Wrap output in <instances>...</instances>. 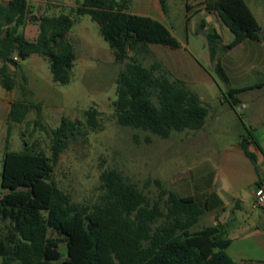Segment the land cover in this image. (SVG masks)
Listing matches in <instances>:
<instances>
[{
	"label": "trees",
	"instance_id": "trees-1",
	"mask_svg": "<svg viewBox=\"0 0 264 264\" xmlns=\"http://www.w3.org/2000/svg\"><path fill=\"white\" fill-rule=\"evenodd\" d=\"M131 1L82 0L75 8L78 16L87 15L97 24L114 62L124 64L115 80V122L161 139L201 130L208 107L199 96L183 81L172 78L158 61L145 67L139 60L150 54L149 45L178 49V40L161 22L129 12ZM166 1L158 0L163 14ZM185 10L187 23L200 10L217 15L234 36L222 46L224 51L245 40H261L260 26L245 0H186ZM33 19L38 34L31 42L19 30ZM72 26L73 20L65 14L33 16L27 0L0 1V86L6 92L13 91L17 86L13 71L18 69L17 58L31 55L48 60L54 83L68 84L76 55L65 37ZM204 27L201 24L199 29ZM209 37L219 39L216 32ZM210 59L214 62V55ZM215 71L228 81L218 62ZM26 84L23 77V96L29 93ZM263 86L229 88L225 102L234 109L240 93ZM31 108L36 109L39 119V105L19 100L11 103L6 119L0 180L6 193L0 198V221L7 225L0 232V264H240L224 252L230 244L224 225L215 221L191 231L207 211V204L194 196L168 191L159 180L154 181L158 198L151 202L120 172L105 170L100 175L101 194L96 201L90 207L72 203L50 175L71 142L99 130L100 113L90 107L83 114V122L63 117L51 131L48 156L25 142L23 150L10 151L11 124L22 123ZM253 143L251 136H241L239 141L243 154L254 164L255 156L249 150Z\"/></svg>",
	"mask_w": 264,
	"mask_h": 264
},
{
	"label": "rangeland",
	"instance_id": "rangeland-1",
	"mask_svg": "<svg viewBox=\"0 0 264 264\" xmlns=\"http://www.w3.org/2000/svg\"><path fill=\"white\" fill-rule=\"evenodd\" d=\"M80 2L82 0L29 1L35 17L65 14L73 20L65 40L73 47L76 57L71 81L65 85L52 81L45 57L17 58L18 69L13 70L17 86L11 91V100L36 104L41 110L39 119L36 109L31 108L22 123L11 124L8 149L21 151L25 142L27 147L48 156L51 131L59 126L60 120L66 117L83 122L84 112L95 107L100 113L101 127L71 142L59 155L50 175V180L72 203L90 207L101 194L100 175L105 170L120 172L151 202L158 198L154 181L159 180L166 190L179 196H194L199 203L207 204V211L191 231L216 222L222 224L225 238L230 241L224 250L228 256L240 264H264V208L253 205L257 186L253 168L258 166L260 178L264 177V157L255 149L252 150L254 164L243 157L242 160L234 157L230 164L223 156L225 151L237 147L240 135L247 139L251 136L264 155V87L239 95L245 105H249L247 108L241 109L239 105L230 109L225 102L229 88L264 80V0H245L260 26L261 40H245L228 51L222 46L234 36L215 13L200 10L187 23L183 18L185 8L181 11L177 5L170 7L168 29L179 42L186 44L184 55L202 66L206 73L203 83L187 87L208 107V115L201 130L173 133L166 139L115 122L112 106L116 99L115 80L124 64L114 62L97 24L87 15L75 13ZM129 12L147 13L153 18L159 13L164 17L158 0H132ZM35 21L19 30L31 42L38 34ZM201 21L205 28L197 29ZM213 32L219 39L209 37ZM148 49L150 54L139 58L145 67L160 59L157 49L168 48L149 45ZM211 55H214V63L208 60ZM216 62L227 72V82L215 71ZM23 77L29 91L26 96L20 90ZM8 95L0 86V103ZM2 117L0 109V180L7 137V122L4 124ZM4 193L6 190L0 186V198ZM5 225L7 222L0 221V232ZM60 251L65 254L63 244Z\"/></svg>",
	"mask_w": 264,
	"mask_h": 264
},
{
	"label": "crops",
	"instance_id": "crops-1",
	"mask_svg": "<svg viewBox=\"0 0 264 264\" xmlns=\"http://www.w3.org/2000/svg\"><path fill=\"white\" fill-rule=\"evenodd\" d=\"M0 1H7V0H0ZM27 1L29 2L30 0H27ZM185 1L186 0H167L166 1V13L165 14L162 13L164 16L163 18L160 17L159 13L157 16H154L157 18H153L152 16H150L147 13L142 14V16L151 17V18L161 22L168 29V27H167L168 26V19H169L168 12L170 10V7L173 5H177L178 8L181 9V11H182V9L185 8ZM169 3L171 4L170 6H169ZM185 14H186V12L184 13V17H183L184 20H185ZM201 24L204 25V23L201 21L200 23L197 24V26H196L197 29H199V26ZM178 42H179V40H178ZM179 44H180V48H178V49H169V48L168 49H157V50H159L158 54L160 56L159 57L160 59H157V61L161 64L163 69L172 78L179 79V80L183 81L187 86L189 84L196 83V82L197 83H203V81L205 80V76H206L204 68L202 66H200L198 63L191 62L190 59L186 55H184L185 53H183V51H185V45L186 44H182L181 42H179ZM208 60L210 62H212L210 57L208 58ZM212 63H214V62H212ZM225 75H226L227 79H229L227 72L225 73ZM260 83H264V80L255 82L253 84H247L245 86L231 87V88H245V87H249V86L260 84ZM261 89H262V87H261ZM8 93H9V95L7 96L6 100L5 101L1 100L2 103H0V109L3 112L2 119H3L4 124H6L7 114L10 110L11 103L15 101V100H11V95H10L11 92H8ZM239 95H238V99H239V105H242L241 109L249 107V105H247V106L245 105L244 100L239 98ZM227 106L229 107L228 104H227ZM230 109H232V108H230ZM241 122H242V120H241ZM243 126L245 127L244 124H243ZM239 138H241V135L239 136ZM239 141L237 143L238 144L237 147L234 148L233 151H225L223 153V156L227 159V162L230 164L232 163L234 157H237L239 159H241L243 157V158L247 159L245 157V155L243 154V151L240 148ZM255 149L264 157L262 149L259 145L254 146V144H251L249 146L250 152H253L252 150H255ZM259 149L261 150V152ZM253 154H254V152H253ZM254 156H255V154H254ZM262 164L264 165V161ZM253 173H254V176H256V182L259 180H264V177L260 178L261 174H259L260 170H259L258 166L253 168Z\"/></svg>",
	"mask_w": 264,
	"mask_h": 264
},
{
	"label": "built area",
	"instance_id": "built-area-1",
	"mask_svg": "<svg viewBox=\"0 0 264 264\" xmlns=\"http://www.w3.org/2000/svg\"><path fill=\"white\" fill-rule=\"evenodd\" d=\"M253 205L264 208V180H261L253 192Z\"/></svg>",
	"mask_w": 264,
	"mask_h": 264
}]
</instances>
